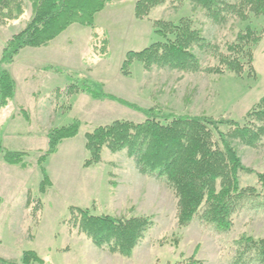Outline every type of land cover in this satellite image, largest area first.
I'll return each mask as SVG.
<instances>
[{
	"label": "rangeland",
	"instance_id": "obj_1",
	"mask_svg": "<svg viewBox=\"0 0 264 264\" xmlns=\"http://www.w3.org/2000/svg\"><path fill=\"white\" fill-rule=\"evenodd\" d=\"M135 1L107 0L94 17V29L70 25L45 46L22 48L13 66H8L17 89L29 87L35 95H19L18 89L12 103L0 110L3 146L28 153L26 167H9L0 159L1 258L19 260L24 251L33 250L41 264H186L190 260L232 264L235 240L244 234L264 236V212L260 210L237 213L227 232L217 231L199 217L180 226L173 192L163 179L139 174L125 150L112 153L103 148L99 163L83 165L89 157L86 132L115 119H145L142 112L124 102L159 112L238 119L264 95V33L254 49L253 74L248 76L207 71L216 64L209 47L195 51L202 68L198 72L157 67L146 71L133 61L130 73L123 75L120 66L126 53L157 40L155 20L191 17L203 36L221 48L234 40L242 27L232 17L215 24L187 1H166L146 17L137 18ZM29 15L26 2L19 18L0 23V58L6 40L23 28ZM254 21L264 26L263 18ZM93 32L98 38L88 41ZM102 40H107L105 54ZM29 61L47 67L28 69ZM85 79L100 82L103 92L118 100L94 99L81 92L79 86ZM75 120L80 124L78 133L63 140L43 162L51 185L41 192L43 176L36 160L47 149V133ZM235 143L242 164L264 173V138L255 147ZM240 184L260 189L254 173H240ZM71 206L88 208L94 215L148 216L152 226L132 254L124 257L93 245L74 225Z\"/></svg>",
	"mask_w": 264,
	"mask_h": 264
},
{
	"label": "trees",
	"instance_id": "obj_2",
	"mask_svg": "<svg viewBox=\"0 0 264 264\" xmlns=\"http://www.w3.org/2000/svg\"><path fill=\"white\" fill-rule=\"evenodd\" d=\"M106 1L0 0L2 24L19 18L26 2L30 5L25 25L6 40L2 49L0 110L14 96L15 80L8 66L20 50L45 46L73 24L94 29V17ZM166 1H187L215 24L227 22L232 17L242 27L235 39L221 48L203 36L202 28L191 17H181L177 21L155 20L153 28L157 40L139 51L126 53L120 66L123 75L130 73L133 61H138L146 71L157 67L198 72L202 68L195 51L208 47L214 51L212 55L216 64L208 66L207 71L217 74L227 71L238 76L253 74L254 49L264 33V26L255 24L254 20L264 19V0H136L134 15L144 18L153 7ZM93 37L97 39L98 35L93 32L91 40ZM105 44L107 40H102L104 54L107 52ZM79 89L94 99L108 97L118 100L111 94H105L98 81L85 79ZM124 104L142 112L145 119L140 122L115 119L86 132L85 148L89 157L84 166L99 163L103 148L112 153L125 150L138 173L163 179L173 192L180 226H186L199 217L200 221L217 231L227 232L232 228L237 213L245 209L264 212V173L244 166L234 146L237 142L255 147L264 138V95L238 119L159 112L153 107L142 109ZM79 127L75 120L48 131L47 149L36 160L43 176L41 192L45 191L46 185H51L43 165L45 158L55 152L63 140L74 137ZM26 155L27 152L5 148L0 137L2 162L26 167ZM240 173H254L260 189L251 184L242 186ZM70 213L74 225L93 245L124 257L132 254L152 226L148 216L94 215L88 208L74 206L70 207ZM231 262L264 264V236H240L231 247ZM41 263L42 259L33 250L24 251L19 260L0 257V264ZM197 263L190 260L186 264Z\"/></svg>",
	"mask_w": 264,
	"mask_h": 264
},
{
	"label": "crops",
	"instance_id": "obj_3",
	"mask_svg": "<svg viewBox=\"0 0 264 264\" xmlns=\"http://www.w3.org/2000/svg\"><path fill=\"white\" fill-rule=\"evenodd\" d=\"M89 39H90V33H89ZM89 39H88V41H89ZM89 44V43H88ZM15 60V59H14ZM14 62V61H13ZM13 62L11 63V65L13 66ZM28 69H36V70H45L46 69V67L47 66H40V65H37V64H35V63H33L32 61H29L28 62ZM10 65V66H11ZM50 67H52V66H50ZM9 69V68H8ZM18 70L16 69V71L15 72H17ZM47 71V70H46ZM30 72H32V71H30ZM19 74V73H18ZM14 78V80H15V77H13ZM30 79L31 78H33L32 76L31 77H29ZM24 80H26V79H24ZM19 89V88H18ZM17 83H16V81H15V91H14V96H13V98H16L17 97V95H18V92H17ZM29 89V87H26V89L25 88H21V89H19L20 90V92L21 93H19V95H22V94H24L25 93V97H26V94L27 93H31V95L33 96V95H35V93H34V91H33V89H30L31 91H29L28 90ZM13 98L8 102V104L9 103H12V100H13ZM18 106L20 107V105L18 104ZM23 106V105H22ZM22 109H23V107H22ZM8 149V148H7ZM10 150H14V149H10ZM8 165V164H7ZM12 166H16V167H19V166H17V165H11V166H9V167H12ZM7 166H5V168H6ZM20 167H22V166H20ZM7 171V170H6ZM1 204H2V198H1ZM0 212H1V206H0Z\"/></svg>",
	"mask_w": 264,
	"mask_h": 264
}]
</instances>
